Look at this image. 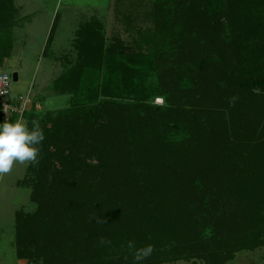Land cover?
Returning <instances> with one entry per match:
<instances>
[{"label": "trees", "instance_id": "1", "mask_svg": "<svg viewBox=\"0 0 264 264\" xmlns=\"http://www.w3.org/2000/svg\"><path fill=\"white\" fill-rule=\"evenodd\" d=\"M184 7L155 0L163 24L149 37L130 30V54L105 43L98 19L76 36L77 62L54 87L77 103L85 87L94 101L40 125L37 208L15 215L17 258L134 264L133 241L154 248L140 264H225L264 246V0ZM15 11L0 0V63L12 53ZM111 63L128 65L127 87L97 101L98 80L85 81Z\"/></svg>", "mask_w": 264, "mask_h": 264}, {"label": "rangeland", "instance_id": "2", "mask_svg": "<svg viewBox=\"0 0 264 264\" xmlns=\"http://www.w3.org/2000/svg\"><path fill=\"white\" fill-rule=\"evenodd\" d=\"M154 1L15 0L17 18L12 35L13 52L1 61L0 72L7 73L11 78L9 98L29 95L30 113L26 117L23 115L20 121L27 122L31 128L32 121H37L40 125L44 123L47 113L54 116L88 101L89 104L92 103V91L87 94L85 87L80 97L81 102L78 103L73 98L74 95L63 93L54 87L56 78L77 62L79 47H76V36L85 26L98 19L101 21L100 32L105 37V43L109 45L116 41L125 53L130 54L134 47L130 30L132 33L141 31L142 35L153 36L163 24L162 17H157L159 15L154 9ZM179 1L177 0V5ZM189 3L190 0H181L185 7ZM53 23L51 40L47 44ZM139 37L136 34V38ZM84 41L86 42V38ZM238 49L240 52L246 50L243 46ZM242 58L252 60L254 56ZM127 66L122 63L101 64L96 67L98 71L96 68L92 70L98 73L96 79L92 75L85 84L90 85L91 81L98 80L97 101L103 99L101 92L104 89H110L112 93H124L127 73L122 71ZM14 73L18 74L16 81L12 78ZM153 103L158 106L164 104L160 97L155 98ZM15 121L13 119L10 122ZM35 169L36 165L14 163L9 173L0 174V264H41L40 260L33 257L29 261L17 258L14 233L16 213L32 214L37 208L30 200ZM183 190L186 192L185 186ZM164 264L205 263L199 259H190ZM225 264H264V246L240 251Z\"/></svg>", "mask_w": 264, "mask_h": 264}, {"label": "clouds", "instance_id": "3", "mask_svg": "<svg viewBox=\"0 0 264 264\" xmlns=\"http://www.w3.org/2000/svg\"><path fill=\"white\" fill-rule=\"evenodd\" d=\"M45 136L37 121H32L29 128L27 122L19 120L9 122L6 119L0 122V174L9 173L14 163L36 165L39 163V145ZM101 243H106L103 239ZM107 243H110L108 241ZM128 248L134 250V264L149 257L154 248L147 245L137 249L133 241L128 242Z\"/></svg>", "mask_w": 264, "mask_h": 264}, {"label": "built area", "instance_id": "4", "mask_svg": "<svg viewBox=\"0 0 264 264\" xmlns=\"http://www.w3.org/2000/svg\"><path fill=\"white\" fill-rule=\"evenodd\" d=\"M10 76L0 72V118L4 121L21 120L29 108V95L18 96L14 100L9 98Z\"/></svg>", "mask_w": 264, "mask_h": 264}, {"label": "crops", "instance_id": "5", "mask_svg": "<svg viewBox=\"0 0 264 264\" xmlns=\"http://www.w3.org/2000/svg\"><path fill=\"white\" fill-rule=\"evenodd\" d=\"M13 2H14V6H15V8H16V11H15V13L17 14V6H16V3H15V0H13ZM24 15H23V17H22V19H24ZM49 21V20H48ZM15 30V27L12 29V35H13V31ZM13 48V47H12ZM12 52H13V49H12ZM11 55H12V53H11ZM10 55V56H11ZM16 75L18 76V74L16 73ZM17 79H18V77H17ZM20 95V94H19ZM16 97H18V95L16 96ZM16 97H11L10 99H15ZM30 106V105H29Z\"/></svg>", "mask_w": 264, "mask_h": 264}, {"label": "water", "instance_id": "6", "mask_svg": "<svg viewBox=\"0 0 264 264\" xmlns=\"http://www.w3.org/2000/svg\"><path fill=\"white\" fill-rule=\"evenodd\" d=\"M12 78H13V81H16V80H17V75H16V73H14V74L12 75Z\"/></svg>", "mask_w": 264, "mask_h": 264}]
</instances>
